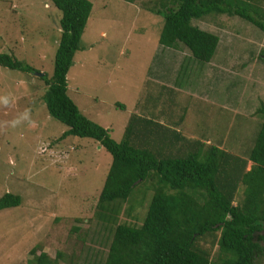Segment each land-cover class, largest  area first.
Wrapping results in <instances>:
<instances>
[{"label":"rangeland","instance_id":"374dc122","mask_svg":"<svg viewBox=\"0 0 264 264\" xmlns=\"http://www.w3.org/2000/svg\"><path fill=\"white\" fill-rule=\"evenodd\" d=\"M88 1L92 11L67 74L68 96L80 112L109 129L119 142L143 87L150 85L155 96L162 93L159 101L173 108L188 97H199L188 100L191 109L182 135L191 142L201 139L195 132L198 126L199 131L224 130L230 114L219 108L231 109L230 117L239 126L231 130L235 124L228 125L219 148L244 161L260 122L251 115L264 105V58L259 57L264 33L238 17L212 14L193 20L194 26L217 35L220 43L209 63L193 61L183 71L181 65L190 59L188 49L180 45L166 50L158 43L163 19L152 10L159 0ZM60 17L52 0H0V54L15 55L39 72L0 67V197H21L20 206L0 211V264H27L33 248L36 255L62 254L65 261L59 264L71 259L83 264L87 247L107 251L91 237L92 230L99 229L94 214L111 157L90 139L58 140L67 127L49 116L42 100L46 85L39 74L53 73ZM207 139L218 145L214 137ZM251 165L247 163L245 171ZM128 206L122 205L119 223L132 221ZM141 213L140 220L144 209ZM204 246L215 258L217 247L211 246V239Z\"/></svg>","mask_w":264,"mask_h":264},{"label":"trees","instance_id":"16d2710c","mask_svg":"<svg viewBox=\"0 0 264 264\" xmlns=\"http://www.w3.org/2000/svg\"><path fill=\"white\" fill-rule=\"evenodd\" d=\"M52 3L61 12L60 37L53 73L50 77L42 76L46 85L42 100L49 116L67 127L58 140L70 136L90 139L111 157L94 214L99 229H93L91 237L94 245L107 251L87 247L83 264H262L264 105L251 115L259 117L260 122L244 161L219 148L229 124H235L231 130L239 126L230 117L231 109L219 108L230 114L224 130L199 131L198 126L195 132L202 140L190 142L182 135L191 109L188 100L193 102L199 97H188L180 102L182 108H173L174 105L169 107L168 102L159 101L162 93L153 95L150 85L143 87L123 137L116 142L109 129L84 116L68 96L67 74L75 53L80 50L92 3L88 0H52ZM158 5L152 10L163 19L158 43L166 50L180 45L188 49L191 61L187 58L186 65H181L183 71L193 61L201 65L209 63L220 43L217 35L194 26L193 20L212 14L238 17L264 33V9L253 0H159ZM260 54L262 59L264 49ZM0 67L25 74L39 73L6 53L0 54ZM166 91L171 90L168 87ZM116 107L125 108L121 104ZM221 115L225 116L222 112ZM211 137L218 145L207 143ZM235 142L240 139L235 138ZM249 162L252 165L245 171ZM240 186L242 197L235 203ZM149 191L153 193L145 206ZM125 203L129 204L126 211L132 221L119 223L118 215ZM20 204L19 195L5 193L0 197V211ZM208 238L211 246L217 247L215 258L210 248L204 246ZM30 254L33 258L27 264L65 261L62 254L60 258H51L45 252L36 255L35 248ZM72 261L67 264H73Z\"/></svg>","mask_w":264,"mask_h":264},{"label":"crops","instance_id":"0c3cea01","mask_svg":"<svg viewBox=\"0 0 264 264\" xmlns=\"http://www.w3.org/2000/svg\"><path fill=\"white\" fill-rule=\"evenodd\" d=\"M253 2L255 3V4H257V6L258 7H262L263 9H264V0H253ZM261 31V30H260ZM264 49V48H263ZM262 49V50H263ZM262 50L260 51V53L262 52ZM264 58V57H263ZM98 149H100V147L98 148Z\"/></svg>","mask_w":264,"mask_h":264},{"label":"water","instance_id":"95a60500","mask_svg":"<svg viewBox=\"0 0 264 264\" xmlns=\"http://www.w3.org/2000/svg\"><path fill=\"white\" fill-rule=\"evenodd\" d=\"M39 76H41V77H42V76H43V74H42V73H40V74H39Z\"/></svg>","mask_w":264,"mask_h":264}]
</instances>
